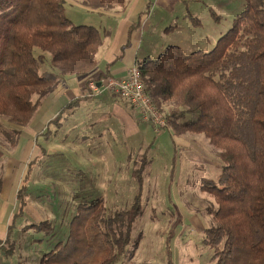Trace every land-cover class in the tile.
Here are the masks:
<instances>
[{"label": "trees", "instance_id": "obj_1", "mask_svg": "<svg viewBox=\"0 0 264 264\" xmlns=\"http://www.w3.org/2000/svg\"><path fill=\"white\" fill-rule=\"evenodd\" d=\"M81 1L103 12L125 8L131 0ZM66 2L0 0V163L6 142L17 146L43 99L66 76L88 74L100 63L101 29L74 24L65 15ZM9 10L18 11L4 15ZM136 65L153 104L166 118L164 128L203 133L221 151L222 174L202 186L217 205L209 208L213 221L204 230V241L214 250L213 264H264V0H245L244 9L210 51L187 53L170 45L158 58L146 57ZM88 87L85 94L93 96ZM62 113L49 123L60 121ZM33 163L18 189L7 235L0 238L5 256L15 250L12 233L18 219L26 216L23 231L35 229L57 240L39 264H129L142 239V233L133 237L143 211L139 199L130 208L114 210L102 197H85L71 218L62 217L65 209L54 218L34 221L27 216V196L45 194L28 190ZM134 175L141 183L139 172ZM4 183L2 170L0 194Z\"/></svg>", "mask_w": 264, "mask_h": 264}, {"label": "rangeland", "instance_id": "obj_2", "mask_svg": "<svg viewBox=\"0 0 264 264\" xmlns=\"http://www.w3.org/2000/svg\"><path fill=\"white\" fill-rule=\"evenodd\" d=\"M244 7L245 0H131L125 8L100 12L81 0H67L65 15L74 24L101 29L104 48H108L105 56L101 49L102 66L106 61L128 62L132 55L139 60L156 59L170 45H179L187 53L210 51ZM40 52L37 48L36 53ZM45 57L47 67L50 54ZM79 93L76 96H82ZM61 101L56 110L58 106L48 97L43 99L17 146L6 142L4 147L0 173L3 170L6 178L12 161L18 157L19 164L26 161L28 167L32 159H26L38 146L26 182L28 190L45 195L40 199L28 194L27 216L39 221L66 209L62 217L71 218L85 197H102L114 210L130 208L139 199L143 211L133 237L142 233V239L129 264H213L214 250L204 241V230L213 221L209 208L217 205L202 186L217 181L223 172L220 149L203 133H176L170 128L157 132L147 121L134 129L117 104L127 109L132 105L112 90L86 96L72 106H68L69 98ZM60 112V121L49 123ZM47 113L48 122H43ZM33 128L37 135L30 133ZM28 134L32 146L24 145ZM20 145L25 146L22 152ZM17 175L15 171L4 194L8 199L24 183H16ZM54 191L60 202H55ZM26 222V216L16 222L12 233L15 250L5 256L0 248V264H39L53 248L55 237L35 229L23 231ZM7 227L0 226V238L6 237Z\"/></svg>", "mask_w": 264, "mask_h": 264}, {"label": "crops", "instance_id": "obj_3", "mask_svg": "<svg viewBox=\"0 0 264 264\" xmlns=\"http://www.w3.org/2000/svg\"><path fill=\"white\" fill-rule=\"evenodd\" d=\"M104 45L105 44L102 45V47L100 48V51L98 53L99 62H100L101 49L103 48L102 52L104 51L103 56H105V54H106V52L108 50V48H104ZM138 60L139 59H137L136 57H134L132 55L130 57V59L128 60V62H125V63H121V62L119 63L118 61H114V62H112L113 63L112 64V63H109V62L106 61V64H104L102 66L99 63L98 67L94 71H92V72H90L88 74L68 75L60 82L58 87L48 96V99H50L51 103H53V104L55 103L58 106L56 108V110H58L61 107V104H62L61 100L63 98H66V99L69 98L70 100H73L74 98L81 97V96H76L77 93H79V92L81 93L82 96H84V95L88 96L87 94H85L87 85L91 81H96L98 83H101V81L105 80L107 77H102V79L99 80L100 76L106 75L108 71H109V74L107 75L108 77L123 78V77L127 76L129 71H130V69L136 64V62ZM110 64H112V65L110 66ZM112 92L114 93L115 96L121 97L117 92H115V91H112ZM127 103L130 105L129 102H127ZM117 105H118L120 114L123 115L125 120H126L125 122H128V123H130V125L134 126V129L135 128H139L138 123L143 122V121L145 122V120H143V118L141 116V112L138 109H136L135 107H132L130 105L131 108H129L127 106L128 109H129L128 110L127 108H124V106H122V105L121 106L119 104H117ZM138 112H139V114H138ZM50 113H54V112H50ZM48 114L49 113L44 115V117L42 119L43 122L45 120L46 121L48 120V118H49V117L47 118ZM51 120L52 119H49L48 121L50 122ZM130 125H128V126H130ZM33 129H35V128H33ZM28 130H30V129H28ZM45 130L43 131L44 133H45ZM22 132H24V130ZM30 133H33V134L37 135V129H35L33 132H30ZM24 134H25V132L23 133V135ZM31 138H32V135L28 134L27 137H26L27 142L24 143L25 146L28 143L31 144V146H32ZM20 139H22V135H21ZM21 145H22V143H21ZM21 145L19 147L20 151L23 150V148L25 147L23 145L24 147L22 148ZM36 149H38L37 145L34 146L33 152H31L30 156L28 155V158L26 160H28V161L30 159L34 160L33 158L35 156ZM15 161L16 160L12 161L11 166L8 169V172H7V175H6V178H5L4 188H3V191H2V194H1L0 226H6V225L9 226V224H10V222L12 220V217L14 215V212L17 210V204H18L17 192H18L19 188L17 187L16 195L14 193V194H12L10 196L11 199H8V197H7V195H8L7 193H8V190H9V185H10V182H11L12 175H13V173L15 171H17L18 175H17L16 183L17 182H21L22 183V180H24L25 175L27 173V169H28L27 164H26L27 162L24 161V159H23L24 164H19V163H21L22 160L19 159L18 157H17L16 163H15ZM5 192H7L6 196H4ZM7 231H8V227H7Z\"/></svg>", "mask_w": 264, "mask_h": 264}, {"label": "built area", "instance_id": "obj_4", "mask_svg": "<svg viewBox=\"0 0 264 264\" xmlns=\"http://www.w3.org/2000/svg\"><path fill=\"white\" fill-rule=\"evenodd\" d=\"M88 88L89 94L93 95L101 94L106 90L117 92L138 109L143 120L152 123L157 132L166 125V118L153 104L146 91L140 69L136 64L130 69L127 76L123 78L107 77L101 83L91 81Z\"/></svg>", "mask_w": 264, "mask_h": 264}]
</instances>
